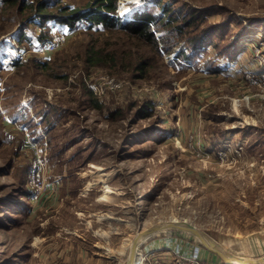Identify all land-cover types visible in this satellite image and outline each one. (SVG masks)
Returning a JSON list of instances; mask_svg holds the SVG:
<instances>
[{"label":"rangeland","instance_id":"1","mask_svg":"<svg viewBox=\"0 0 264 264\" xmlns=\"http://www.w3.org/2000/svg\"><path fill=\"white\" fill-rule=\"evenodd\" d=\"M34 1L0 0V264H125L136 235L183 220L264 257V0H160L177 21L153 28L156 47L78 23L44 56L58 26L38 25ZM154 1L118 0L117 15H162ZM92 49L110 61L89 66ZM179 245L225 264L180 230L139 248L189 264Z\"/></svg>","mask_w":264,"mask_h":264},{"label":"trees","instance_id":"2","mask_svg":"<svg viewBox=\"0 0 264 264\" xmlns=\"http://www.w3.org/2000/svg\"><path fill=\"white\" fill-rule=\"evenodd\" d=\"M9 1V0H5ZM118 0H87L86 7L81 10H72L66 6L53 8L54 5L47 0H35L30 4V9L34 13V19L38 21L40 27L45 24L55 26H64L69 29L78 23L86 24L88 29L100 26L97 29H118L131 34L133 37L142 38L151 42L155 47L157 40L153 28L157 25L164 27L172 26L177 18L172 10L162 5L160 0H155L153 5L160 7L161 11L166 10L162 15L155 14L150 10L135 11L130 20H122L117 15ZM54 9L56 13L52 14ZM155 30V29H154ZM156 31V30H155ZM47 34H42L38 39L41 42L46 41ZM110 59L104 56L101 51L92 49L86 59L89 66H102L107 64ZM135 69L143 71V62L135 64Z\"/></svg>","mask_w":264,"mask_h":264},{"label":"built area","instance_id":"3","mask_svg":"<svg viewBox=\"0 0 264 264\" xmlns=\"http://www.w3.org/2000/svg\"><path fill=\"white\" fill-rule=\"evenodd\" d=\"M66 38L67 34L64 29L60 27L52 28V30L50 31L49 38L46 39V41H44L43 43H40V45H38V47L35 49V52L40 56L51 54L55 52L65 42ZM183 249L187 250L183 245H179L176 249L170 248L169 250L176 257H178L179 262L183 261L189 264H200L201 250L198 246H193L192 249H189L187 253H181ZM154 253L155 251L153 248H139V262L137 264H160L159 262H157Z\"/></svg>","mask_w":264,"mask_h":264},{"label":"bare ground","instance_id":"4","mask_svg":"<svg viewBox=\"0 0 264 264\" xmlns=\"http://www.w3.org/2000/svg\"><path fill=\"white\" fill-rule=\"evenodd\" d=\"M169 222L171 224H175L176 223V224L180 225L178 230L185 231V232H188V233H195L194 232L195 230L193 228H190L189 226H187L189 223L187 221H185V220H183V221H169ZM163 224L164 223H159V224L154 225V226L157 227L159 232L160 231H164V230H172V229H165ZM146 230H148V228L145 229L143 232L139 233L138 235H140V236L136 235V237L130 242L129 247H128L129 262L127 264H137L139 262V249H138V246H139V243L141 241H144L145 238L147 237L146 234H145ZM175 230H177V229H175ZM201 239H203L204 241L209 243V240L206 237L202 236ZM214 247H215L216 251L220 255H222L223 257H225V258H227L229 260V264H249V263L254 262V260H248V259H245V258H240V257H237V256L229 253L224 247H222L219 244L214 246Z\"/></svg>","mask_w":264,"mask_h":264},{"label":"water","instance_id":"5","mask_svg":"<svg viewBox=\"0 0 264 264\" xmlns=\"http://www.w3.org/2000/svg\"><path fill=\"white\" fill-rule=\"evenodd\" d=\"M163 223H164L163 226H164L165 229H172V230L177 229V230H178L179 227H180V225H178V224H176V223H175V224H171L170 222H166V223L163 222ZM187 226H189L190 228H193V229L195 230V231H194L195 233H190V234L193 235L195 238H197V240L200 242V244H202V245L204 246V248H205L208 252H210V253L216 255L218 258L222 259V260L224 261L225 264H229V260H228L227 258L223 257L222 255H220V254L216 251V249H215L214 246L218 245L217 243H215L214 241H212L209 237H207V236H206L204 233H202L201 231L197 230L194 226H192V225H190V224H188ZM180 231H181V230H180ZM156 232H159L158 229H157V227L153 226V227L148 228V230L145 231V234H146L147 237L145 238L144 242L147 241L148 239H150L151 237H153V235H154ZM202 236L206 237V238L209 240V243L206 242V241H204L203 239H201ZM144 242H143V243H144ZM143 243H142V244H143ZM142 244H140V245L138 246V249H139V247H140ZM128 262H129V257L127 258L125 264H127ZM249 264H264V257H261V258H258V259H254V262L249 263Z\"/></svg>","mask_w":264,"mask_h":264}]
</instances>
